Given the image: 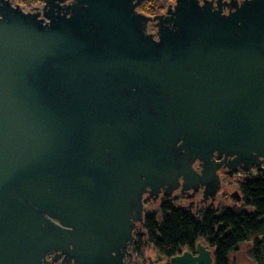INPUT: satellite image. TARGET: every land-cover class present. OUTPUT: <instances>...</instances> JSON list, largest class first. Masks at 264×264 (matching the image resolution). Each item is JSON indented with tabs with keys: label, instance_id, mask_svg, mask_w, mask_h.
<instances>
[{
	"label": "water",
	"instance_id": "95a60500",
	"mask_svg": "<svg viewBox=\"0 0 264 264\" xmlns=\"http://www.w3.org/2000/svg\"><path fill=\"white\" fill-rule=\"evenodd\" d=\"M145 1L0 0V264H126L144 195L264 165V0Z\"/></svg>",
	"mask_w": 264,
	"mask_h": 264
},
{
	"label": "trees",
	"instance_id": "16d2710c",
	"mask_svg": "<svg viewBox=\"0 0 264 264\" xmlns=\"http://www.w3.org/2000/svg\"><path fill=\"white\" fill-rule=\"evenodd\" d=\"M163 2L174 0H146L137 11L148 17L164 10ZM28 3L36 4V0ZM148 32H154L149 28ZM240 202L231 207L213 205L195 214L185 208H177L172 200L164 199L156 212H147L142 222L144 236H137L130 251L142 258L146 244L155 254L171 264L170 259L183 251L192 250L201 243L212 253L213 264H232L231 254L239 245L250 247L246 253L252 264H264V171L256 175L241 173L237 181Z\"/></svg>",
	"mask_w": 264,
	"mask_h": 264
},
{
	"label": "rangeland",
	"instance_id": "374dc122",
	"mask_svg": "<svg viewBox=\"0 0 264 264\" xmlns=\"http://www.w3.org/2000/svg\"><path fill=\"white\" fill-rule=\"evenodd\" d=\"M173 3L163 2L164 10L160 11L158 14H163L166 11V8L168 5H172ZM241 179V176H238L235 174L231 180H223L222 182V189L217 194L215 199L213 200V206H224V207H231L232 205L236 204L237 202L230 198V194L234 191L238 192L237 188V181ZM239 193V192H238ZM144 204L143 209L144 212H156L158 213V220L160 219L159 216V205L161 203V199H158L156 201H151L148 197L144 198ZM170 200H172L173 205L177 208H185L188 209V203L189 201L185 198H182L180 193L174 192L171 196ZM239 203V202H238ZM198 199L194 200V205L190 210L195 214L198 211ZM140 227V225H139ZM142 230V227H140ZM250 247V244L243 243L240 244L238 247V250L230 255L229 260L232 264H252V262L247 258V251ZM146 255L149 256L151 261H154L156 257L154 256V250L152 246L146 244L145 251L143 253L142 258H137L134 254L133 256L128 260L129 264H149L148 259H146Z\"/></svg>",
	"mask_w": 264,
	"mask_h": 264
},
{
	"label": "flooded vegetation",
	"instance_id": "af4514ba",
	"mask_svg": "<svg viewBox=\"0 0 264 264\" xmlns=\"http://www.w3.org/2000/svg\"><path fill=\"white\" fill-rule=\"evenodd\" d=\"M12 1V4L15 6H19L23 11H25V12H28V11H30V10H32L33 8H36V7H40L41 5H42V1L43 0H36V4H30V3H28V1L29 0H11ZM216 0H214V2H215ZM222 1H229V0H222ZM174 3V2H173ZM167 9V8H166ZM166 12V11H165ZM164 12V13H165ZM224 12H227V10L226 9H224ZM163 13V14H164ZM158 15H162V14H158ZM156 16V15H155ZM149 28H153V30H154V32H151V33H155L156 32V29H155V27H154V24L153 23H150V24H148V28H147V30L149 29ZM149 33V32H148ZM214 159V161L216 162V163H219L220 162V160H218L216 157H214L213 158ZM193 169L194 170H196V171H199L200 170V168H199V163L198 162H195L194 164H193ZM217 175L219 176V178H220V190L218 191V193L221 191V189H222V182H223V180H225V179H227V180H231V178L232 177H229V176H227L225 173H226V169L223 167V166H221L218 170H217ZM240 174L241 173H243V172H239ZM179 192L180 193V195L182 196V198H185V199H187L188 201H189V203H188V209L190 210V208H192L193 207V205H194V200L195 199H198V210H201V209H203V208H205V207H208V206H211L212 204H213V200L211 201V200H208L206 203H202L201 202V200H202V192H203V189L202 188H200L199 190H198V192L193 196V198H191V199H188L187 198V196L188 195H190L191 194V192H188V193H181L180 192V190H176L175 192ZM217 193V194H218ZM173 195V194H172ZM217 196V195H216ZM145 197H148L147 195H144L143 196V204H144V198ZM158 199H161V201L162 200H164V199H170V198H165V197H163L162 196V194H160L159 195V197H158ZM157 199V200H158ZM146 214V212H144V209H143V218H144V215ZM139 225H140V227H142V223L141 224H138V230H135L134 232H133V241H132V243L134 242V240L136 239V237L137 236H144L145 234H143L144 232H142V230H141V228L139 227ZM132 243H131V245H132ZM131 245L129 246V248H128V252L131 254L129 257H127L126 258V264H129L128 263V260L133 256V254H132V252L130 251V249H131ZM186 251H188V252H191L193 255L195 254L194 253V248L192 249V250H186ZM184 252V251H183ZM179 255V254H178ZM52 257V255L51 256H49L48 257V260H50V258ZM61 260H62V258H60L57 262H54V261H51L50 262V264H60V262H61ZM150 262V261H149ZM70 264H73V263H70ZM158 264H166V260L165 259H162V261L160 262V263H158Z\"/></svg>",
	"mask_w": 264,
	"mask_h": 264
},
{
	"label": "built area",
	"instance_id": "2783aa9c",
	"mask_svg": "<svg viewBox=\"0 0 264 264\" xmlns=\"http://www.w3.org/2000/svg\"><path fill=\"white\" fill-rule=\"evenodd\" d=\"M258 171H264V165H260L259 167L253 168L248 174L256 175ZM241 176L240 173L237 174Z\"/></svg>",
	"mask_w": 264,
	"mask_h": 264
}]
</instances>
